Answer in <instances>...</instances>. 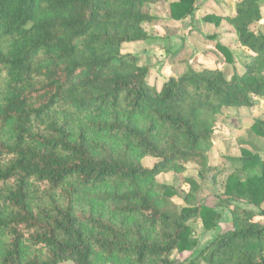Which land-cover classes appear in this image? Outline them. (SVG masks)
I'll return each instance as SVG.
<instances>
[{
	"label": "trees",
	"instance_id": "obj_1",
	"mask_svg": "<svg viewBox=\"0 0 264 264\" xmlns=\"http://www.w3.org/2000/svg\"><path fill=\"white\" fill-rule=\"evenodd\" d=\"M167 1L0 0V264H183L174 254L186 264H264V121L230 159L214 206L196 202L192 178L184 207L156 181L191 166L206 179L216 118L264 98V1L205 17L238 33L250 55L242 73L189 68L157 90L150 67L122 49L149 40L143 25ZM197 7L172 1L170 18ZM146 158L157 162L146 168ZM232 204L221 230L217 209ZM195 219L216 232L200 250Z\"/></svg>",
	"mask_w": 264,
	"mask_h": 264
},
{
	"label": "rangeland",
	"instance_id": "obj_2",
	"mask_svg": "<svg viewBox=\"0 0 264 264\" xmlns=\"http://www.w3.org/2000/svg\"><path fill=\"white\" fill-rule=\"evenodd\" d=\"M172 1L175 0L152 6L151 15L155 20L143 25L150 37L149 40L127 44L122 49L123 54L140 57V63L150 67L148 83L160 90L167 78L179 77L189 68L195 70L205 67L221 68L228 76H232L234 71L242 73L250 55L240 45L234 27L225 19L219 24L205 20L209 15L218 17L234 15L236 5L241 0H198L195 14L177 23L172 22L170 18ZM261 14L264 16V5ZM258 27L264 28V18ZM253 102L254 105L249 108H225L216 118L215 133L209 152V164L215 167V170L207 174L206 179L198 177L197 168L194 166L189 167L184 173L169 172L157 176L158 183L175 188L177 194L174 202L178 206L187 205L185 196L189 189L185 184L186 178H192L200 185L197 203L204 200L208 205L214 206L218 202L217 197L222 196L225 182L233 172L230 159L240 156L241 149L249 148L246 141L249 138L254 139L251 132L252 124L256 120L264 121V98L255 97ZM255 150L260 152L259 149H252V152L257 153ZM261 156L264 157V153ZM156 162L157 159L146 158L143 166L151 168ZM230 206L217 209L222 214L221 230H225L232 221L231 210L234 205ZM238 206L260 212L252 206L240 204ZM256 221L264 225V217L259 216ZM188 224L194 231V237L199 241L198 250L204 248L216 235V232H207L199 219L191 220ZM172 258L186 264L185 258L178 254H174ZM198 264L206 263L200 261Z\"/></svg>",
	"mask_w": 264,
	"mask_h": 264
},
{
	"label": "crops",
	"instance_id": "obj_3",
	"mask_svg": "<svg viewBox=\"0 0 264 264\" xmlns=\"http://www.w3.org/2000/svg\"><path fill=\"white\" fill-rule=\"evenodd\" d=\"M262 17L264 18V16H262ZM170 20H171V19H170ZM171 21L174 22V20H171ZM177 22H182V21H176V23H177ZM139 58H140V57H139ZM140 59H141V58H140Z\"/></svg>",
	"mask_w": 264,
	"mask_h": 264
}]
</instances>
